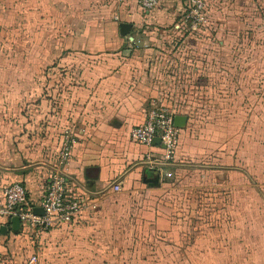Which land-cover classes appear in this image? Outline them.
<instances>
[{"label":"crops","instance_id":"crops-1","mask_svg":"<svg viewBox=\"0 0 264 264\" xmlns=\"http://www.w3.org/2000/svg\"><path fill=\"white\" fill-rule=\"evenodd\" d=\"M221 1L225 6L236 0ZM248 2V16L236 17L239 21H230L232 26L220 16L214 32L219 48H227L229 38L244 35L247 31L241 27H252L249 34L264 32V0ZM183 4L184 0H159L157 6L144 10L136 0H0V51L25 55L24 61L7 64L15 70L13 77H0V182L21 181L30 199L39 203L62 131L69 126L76 135L69 192L83 201L73 217L46 231L35 232L21 224L13 228L11 222L0 220L7 225V231L0 232V259L14 248L13 264L22 262L18 249L23 244L25 264H264V240L247 244L225 234L230 217L231 228L238 226L239 232L241 198L256 194L250 184L256 154L251 156V145L240 141L226 163L213 157L202 164L209 167L202 190L206 196L210 193L202 222L215 224L219 241H146L168 228L163 196L172 169L169 164L177 165L176 171L180 160L160 166L144 162L148 147L132 139L131 127L142 121L151 104L173 106L187 117L173 161L183 154L188 157L192 137L184 98L196 86L201 87V98L221 96L210 93L214 79L193 78L192 40L185 41L174 28ZM31 5L52 23V29L41 24L35 33L39 44L34 46L30 39L29 45H21L20 29L31 28ZM120 22L131 23L125 34ZM203 37L208 52L215 36L208 31ZM6 39L16 41L10 45ZM36 53L40 56L33 58ZM242 65L229 67L217 61L222 71L233 70L232 91L239 103L248 104L250 118V103L257 96L241 94L244 84L237 73ZM22 70L23 76L18 72ZM230 93L223 95L227 98ZM151 148L162 150L158 145ZM242 172L249 176L248 190L241 187ZM243 247L256 250L242 252Z\"/></svg>","mask_w":264,"mask_h":264},{"label":"rangeland","instance_id":"rangeland-1","mask_svg":"<svg viewBox=\"0 0 264 264\" xmlns=\"http://www.w3.org/2000/svg\"><path fill=\"white\" fill-rule=\"evenodd\" d=\"M205 1L208 11L207 23L196 32H193L194 37L184 39L187 42L191 39L189 46L194 48L193 54L189 53L190 58H192H189V61L192 62L191 66L194 67L193 78L199 82L203 79H214L215 82H212L210 93L221 96L218 99L216 96H213L212 99L210 97L201 98V87L196 86L192 89L191 96L184 98V100L187 99V102H184L187 103V107L184 108L190 112L188 132L192 137V147H189L187 151L188 157L183 154L173 161V163L176 161L179 163L180 160L178 170L175 171L177 165L169 164L172 169L168 171V186L165 188L167 193L163 196L165 225L168 228L163 231L165 233L151 235V238H149L151 240L146 239V241H190V239L191 241H219L220 235L218 229L214 226L215 224L206 226L202 222L204 221L203 213L207 210L208 204L206 197L210 195L209 193L206 196V191L202 190V184H205L203 178H206L209 170V167L202 164L211 162L213 157H221L226 163L232 158L233 146L240 141L243 146L251 145V156L253 153L256 154V172L254 171V175L251 172L254 183L252 179L250 181L251 189L255 188L256 194L254 195L251 192L247 197L241 198V205L244 210L242 208L240 214L241 228L239 232L238 226H235L236 229L231 228L230 217L225 227V234L230 238L233 236L240 237V240L247 241V244H255V241L264 240V32L258 31L249 34L248 31H252V27L249 26L251 23L249 24L246 21L245 25L249 26V30L248 27H241V30L245 29L247 31L246 33L242 32L244 35L235 39L229 38L227 48H219L217 43L219 37L214 34L217 31L218 23L224 17H226L225 22L227 24L230 21L237 20L238 22L239 18L247 17L249 2L248 0H236L223 6L221 0ZM31 7L33 10L29 14L31 28L20 29V38H17L21 45L25 43L29 45L30 39H32L34 46L36 43L39 44L40 40L35 37V33L40 30L41 24L48 25L52 29V23L37 12V7L35 5H31ZM84 8L85 6L82 5V10ZM230 24L232 26V23ZM258 25H263V23H257ZM174 28L177 29L175 26ZM201 29H203V32H200ZM208 31H212L215 37L211 38L212 48L209 47V51L206 52V46L201 45L200 42L203 41L202 38ZM6 41H10L11 45L16 40L6 39ZM217 49L221 50L217 51ZM36 54L33 58L40 56L39 53ZM24 56V54H12L9 49L1 50L0 65H5V67L0 69V77H13L15 70L9 69L7 64L19 60L24 61ZM220 59L229 67L233 63L243 64L242 69L239 70L240 73H237L238 78L240 77L239 79L242 80L241 83L244 84L240 86L241 94H256L257 96L256 100L250 103V118L248 104L246 102L239 103L238 97L234 96L235 94L232 91L235 88L232 81L235 78L232 73L233 70L230 69L224 72L222 67L219 69L217 61ZM18 72L21 73V76L24 75V70ZM34 76L39 77L38 74ZM218 79L221 82L217 81ZM227 92L231 93L226 98L223 94ZM218 105L222 109L218 108ZM253 106H256L255 110ZM208 152H212L209 157L206 154ZM207 158H210L209 161L206 160ZM246 158L247 156L244 157V159ZM213 163L215 164V162ZM211 169L214 170L215 167ZM243 175L241 187L248 190L246 186L249 185V182H247L249 176L246 173H243ZM208 201L209 207H211L210 199ZM132 233H130L131 237H134ZM139 234L137 233V235ZM33 239L38 241V239ZM21 245L18 250L22 253L23 260L17 264H25L27 259V255L24 254V245ZM252 250L254 253L256 247L242 248V252ZM14 252H17V249H9L1 255L2 259L0 261L2 264H13L12 253ZM212 252L215 254V249Z\"/></svg>","mask_w":264,"mask_h":264},{"label":"built area","instance_id":"built-area-1","mask_svg":"<svg viewBox=\"0 0 264 264\" xmlns=\"http://www.w3.org/2000/svg\"><path fill=\"white\" fill-rule=\"evenodd\" d=\"M136 1L144 10L152 9L159 3V0ZM184 3L185 10L174 26L177 29L183 26L188 31L195 32L207 23L206 2L184 0ZM175 114L173 106L153 103L146 108L142 121L131 127L132 139L148 147L143 157L144 162L156 166L173 162L179 139V127L174 124ZM61 136L45 193L39 203L29 199L27 188L21 181L0 182V220L11 222V218L17 216L21 225L39 232L70 219L80 211L83 201L69 192V167L76 135L67 126ZM155 137L160 138L159 143H154ZM154 145L161 146L162 150L159 153L153 151L151 147ZM36 206H41L43 213L34 212L33 208Z\"/></svg>","mask_w":264,"mask_h":264},{"label":"water","instance_id":"water-1","mask_svg":"<svg viewBox=\"0 0 264 264\" xmlns=\"http://www.w3.org/2000/svg\"><path fill=\"white\" fill-rule=\"evenodd\" d=\"M119 26H120V32L122 34H125L128 31V29L130 28L131 23H129V22H120ZM186 119H187L186 115L180 114V113H176L174 115V124L177 127H183L185 125V123H186ZM153 141H154V143H159L160 138L159 137H155ZM162 146H163V144H162ZM152 170H155L157 172L156 168H152ZM154 183L156 184L157 182H154ZM33 210L36 213H43V208L41 206H36V207L33 208ZM19 225H20L19 218L17 216H13L11 218V226L13 228H18ZM6 231H7V225L6 224H0V232L5 233Z\"/></svg>","mask_w":264,"mask_h":264},{"label":"trees","instance_id":"trees-1","mask_svg":"<svg viewBox=\"0 0 264 264\" xmlns=\"http://www.w3.org/2000/svg\"><path fill=\"white\" fill-rule=\"evenodd\" d=\"M206 2V1H205ZM150 10V9H149ZM185 10V3L183 4V9H182V11L178 14V16H177V20L180 18V16H181V14L183 13V11ZM206 13H207V16H208V11H207V3H206ZM203 27V26H202ZM177 31H178V34H179V36L181 37V38H189V37H194L195 35L193 34V32H190V31H188L185 27H183V26H181L180 28H178V29H176ZM196 32V31H195ZM200 32H203V29H201L200 30ZM200 44L201 45H203V46H206L205 45V43H203V41L202 42H200ZM202 46V47H203ZM196 72V71H195ZM180 128L181 127H179V135H180ZM179 138H180V136H179ZM178 145H179V139H178V144H177V149H178ZM177 149H176V154H175V157L177 156ZM29 199H30V197H29ZM31 201H32V199H30ZM33 202V201H32ZM7 222H9V221H7ZM24 227V226H23ZM26 227V226H25ZM44 231H46V230H44Z\"/></svg>","mask_w":264,"mask_h":264}]
</instances>
